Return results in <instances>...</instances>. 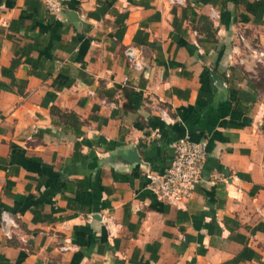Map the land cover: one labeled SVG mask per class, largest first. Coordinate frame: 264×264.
Returning <instances> with one entry per match:
<instances>
[{"label": "crops", "instance_id": "0c3cea01", "mask_svg": "<svg viewBox=\"0 0 264 264\" xmlns=\"http://www.w3.org/2000/svg\"><path fill=\"white\" fill-rule=\"evenodd\" d=\"M62 2L0 0V214L17 221L0 264H264V59H228L239 33L264 49V0ZM185 133L207 155L179 207L145 173Z\"/></svg>", "mask_w": 264, "mask_h": 264}, {"label": "built area", "instance_id": "2783aa9c", "mask_svg": "<svg viewBox=\"0 0 264 264\" xmlns=\"http://www.w3.org/2000/svg\"><path fill=\"white\" fill-rule=\"evenodd\" d=\"M46 8L58 13L63 10L62 0H43ZM182 0H171V2H181ZM213 15L214 12L212 11ZM241 43L235 44L228 53L229 61L245 64L249 58L256 61L264 59V49L251 45L245 41L243 33H239ZM128 64L134 69H143L147 65L145 57L132 46L125 49ZM162 115L166 121L172 118L167 116L162 109ZM207 155V139H192L185 133L179 137L173 145V154L170 163L162 174L146 171V176L153 183V187L159 199L182 207L187 199L192 195L195 185L202 179V166ZM2 231L9 237L12 227L17 226L16 219L8 212L2 211L0 214Z\"/></svg>", "mask_w": 264, "mask_h": 264}, {"label": "trees", "instance_id": "16d2710c", "mask_svg": "<svg viewBox=\"0 0 264 264\" xmlns=\"http://www.w3.org/2000/svg\"><path fill=\"white\" fill-rule=\"evenodd\" d=\"M198 20L201 21V25L198 27V29L212 36L215 32L212 20L205 14L198 15ZM51 111L63 116H67L69 119L79 120L78 116L73 111H63L55 105L51 106Z\"/></svg>", "mask_w": 264, "mask_h": 264}, {"label": "water", "instance_id": "95a60500", "mask_svg": "<svg viewBox=\"0 0 264 264\" xmlns=\"http://www.w3.org/2000/svg\"><path fill=\"white\" fill-rule=\"evenodd\" d=\"M211 74H212L213 78L216 81H219V82L223 83V80L220 78L219 74H217L213 70H211ZM125 157L127 159H129L130 161H134V160L139 161L140 160V158H139V156H138V154L136 152L135 147H132V148L128 149L126 151V153H125Z\"/></svg>", "mask_w": 264, "mask_h": 264}]
</instances>
